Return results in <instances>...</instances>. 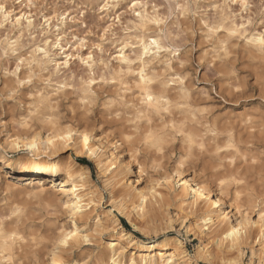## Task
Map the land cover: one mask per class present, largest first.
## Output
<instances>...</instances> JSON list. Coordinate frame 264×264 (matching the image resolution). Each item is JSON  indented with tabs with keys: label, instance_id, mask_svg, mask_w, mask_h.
Here are the masks:
<instances>
[{
	"label": "rangeland",
	"instance_id": "374dc122",
	"mask_svg": "<svg viewBox=\"0 0 264 264\" xmlns=\"http://www.w3.org/2000/svg\"><path fill=\"white\" fill-rule=\"evenodd\" d=\"M103 3L104 0H32V4L36 6L29 8V0H0V5L4 8V11H0V48L6 47L11 40L16 39V50L25 57V64L22 66L25 72L22 68V73L24 72L22 78L29 75L33 77L31 90H27V86L24 89L16 88V82L11 79L5 83L2 74L6 68L14 64V57L10 56L8 61L0 58V84L5 85L0 87V137L6 135L10 137L17 133L27 137H31V134H41L40 136L45 138L52 124L46 123L44 118L47 114H52V121L60 128L86 130L94 134L95 138L104 139L108 151L112 153L116 151L115 145L120 141L118 144H121L120 150H124V155L135 156V172L139 171L138 164L142 165V179L132 178L139 180V188H143L146 182L151 183L152 179L153 183L159 181L162 184L165 176L170 173L174 180V183L170 184L174 193L171 192V195H168L171 199V196L176 195L175 193H181L180 186H175L180 178L173 171L182 167L186 171L183 175L186 178L188 176L190 179L194 176L193 178L199 182H204V185L207 183V185L212 184L211 186L215 189L224 188L226 203L223 208L226 213L231 210L230 205L233 203V209L238 208V211L247 213V216L250 215V222H256L258 220L256 211L264 206V51H258L245 40L232 37L226 31L216 32L210 39L204 25L207 23L209 27L216 25L224 28L223 26L234 22L240 33L242 31L249 35L259 32L264 35V0H247L246 9L237 7L240 0H140L149 15L164 20V23L159 26L150 23L138 34L126 30L136 26L137 23V18L131 15L134 10L124 8L130 0L114 2L119 6L121 16L119 24L110 21L108 13H104L101 18L100 9ZM153 4L156 6V11H153L151 7ZM176 4L189 7L185 9L184 14L178 16ZM216 4L221 7L219 9L211 7ZM169 5L172 6L171 10L168 8ZM62 10H67L69 19L60 23V33L64 36L65 43L73 46L70 51L74 59L85 50L75 49L77 40L85 39L89 45H92L96 43L93 38L94 33L102 32L107 23L113 24L108 38L100 42L104 50L103 56H99L94 49H91L94 57L97 58L93 68L88 69L77 63L68 71L58 75L52 71L49 61H41L39 65L30 63L35 54L29 55V50L49 35L47 32L40 31V13L53 12L56 15ZM136 10H139V6ZM29 11L31 16L28 15ZM81 11H84L83 16L79 15ZM114 11L117 9H109V13ZM17 15L33 19L34 23L27 25L21 20L18 24L15 19ZM226 18L228 20H225ZM81 22L89 24V35L83 34ZM241 24L244 25L243 29L239 27ZM55 32L56 24L53 21L49 39L55 36ZM156 35L160 36L164 46L175 47L179 56L177 59L171 57L169 53L162 52L148 64L149 75L154 77L155 81L152 85L154 92L166 93L169 98L167 112L163 109L159 112L147 110L141 91L136 87L138 80L134 73L138 68L135 65L131 67V72L125 68L121 76L123 66L119 62L109 60L111 55H115V49L121 42L137 43L143 37L149 40ZM221 46L227 48V54L221 50ZM138 55L139 50L136 49L134 56ZM167 60L171 61V68L176 75L180 76L182 82L172 88L162 86L167 76L171 75L165 67ZM56 62L59 63V57H56ZM71 63L73 62L70 61ZM92 74H95L97 80L100 77L107 81L115 79L117 84L97 85L94 89L95 96L86 97L89 99V105H81L79 100L84 90L81 81H87ZM49 77L53 81V87L58 82L68 80L75 84L77 90L68 94L61 93L57 97L50 93L52 91L47 84ZM10 89L16 90L17 103L5 108L4 96ZM40 92L49 93L53 107L51 110L36 103L37 94ZM214 94L219 95L223 103H218ZM32 97L33 99H30ZM32 112H35V115L29 118ZM22 122H26L27 126L21 127ZM149 134L162 138V151L145 143ZM188 135H191L198 144L203 145V151L196 148L190 150L185 140ZM128 137L132 139L128 140ZM71 145L58 153V159L64 161L73 157L81 164L84 161L90 170L92 187L98 192L94 195L97 205L92 207V212H89L92 213L89 225L82 228L86 234H89L90 242L83 243V246L81 245V248L73 255L61 252L60 255L64 257V261L81 262L82 257L94 256L98 252L97 244L104 246L110 239L109 235L112 231L110 223L115 216L122 230L132 233L135 238L145 242L180 240L185 251L193 257V263L188 264H208L204 259L205 256L202 255H205L206 251L211 255L209 258L213 262H220V259L216 258L219 255L216 253V243L210 236L213 228L210 231L203 228L201 231L193 227L196 219L191 214V207L188 206L189 201L192 200L191 196L182 193L186 194L185 200H187L183 204L178 202V198V200L171 199L170 205L158 212V220L156 219L153 223H147L148 215L143 216L144 218L140 216L141 219L138 217V220L134 217V222L140 228L136 231L118 212L114 211L112 216L106 213L112 208L109 193L98 176L95 164L87 157L77 154ZM13 154L9 153L7 156L21 157L25 162L41 158L43 162L48 161L43 156L38 157L39 159L36 156L29 157L28 152L24 151L19 152L18 156ZM189 165H192L191 170ZM3 172L4 170L0 169V173ZM15 172L16 170H12L11 173L0 175V186H2L0 187V222H3L8 229L13 224L10 228L18 227L26 233L27 240L23 241L25 244L32 239L36 242L42 240L44 232L48 230L56 233L62 227H68L70 223L67 219L66 207L59 192L51 188L49 182H46L47 190L45 191L39 187L36 189V186H28L26 181L18 179ZM211 179L213 182H210ZM221 180L225 182L223 185L220 184ZM158 190L166 193L164 187H159ZM16 208L19 212L14 211ZM103 213L106 214L103 215ZM159 215H161L160 218ZM97 220L104 223L99 230L96 228ZM169 220L174 226L173 231L168 229ZM261 221L260 224L264 223V220ZM258 229L260 228H254L255 231ZM30 233H33V236H29ZM257 240L259 237L252 242L253 245H249L251 247L243 248L242 258L237 253L229 252V255L224 254L225 259L222 263L233 264L239 261L241 264H261L264 262V240L260 239L261 244H257ZM226 244L228 242L224 241V246ZM28 249L30 252L26 254ZM28 249H19L21 256L15 258L12 264H48L46 262L48 252H45V256H37L31 252L35 247Z\"/></svg>",
	"mask_w": 264,
	"mask_h": 264
},
{
	"label": "bare ground",
	"instance_id": "6f19581e",
	"mask_svg": "<svg viewBox=\"0 0 264 264\" xmlns=\"http://www.w3.org/2000/svg\"><path fill=\"white\" fill-rule=\"evenodd\" d=\"M118 1L119 0H109V2H115V3ZM142 16H146L147 18L144 21V28L150 24L149 21L151 19H158L156 16L149 15L145 10L142 12ZM225 20H228V18H226ZM18 24H20V21H18ZM223 27L227 29L226 32L228 33L231 32L233 29L239 31L238 26L234 22L229 23L228 25H225ZM253 34L254 33L248 35L249 39L252 37ZM255 34L263 35L262 33L259 32H256ZM152 38L159 39L161 41L162 47H166L163 45L160 36L156 35L154 37H151L150 39ZM140 40H143L144 42L148 41L145 39V37L141 38ZM249 45L257 49L258 51H264V49H262L258 44L253 43ZM161 53L157 57H159ZM33 59H35V57ZM146 61L148 64L150 63V60H147V58ZM165 63L166 65L171 66L170 60H167ZM138 70L139 69H137V71ZM149 76L152 77L151 75ZM83 91H85V89ZM140 91L143 97V101L145 99V92L150 91L154 96L157 97L158 100H160V97L163 96L164 99H166L169 102V98L166 95V93L156 94L152 86H150L149 88H145V86L141 84ZM37 95H38L37 96L38 99L36 101L37 104L44 105L49 110L53 108L51 106L49 93H43V96L48 98L45 99L43 102H41V97L39 93ZM168 105L169 103L164 104L163 100H160V104H159L160 110H157V107L155 106L150 107L145 103L147 110H152L156 112L161 111L163 108L167 107ZM52 118H53L52 114H47V116L44 118V121H46V123L50 125L52 124L47 131L49 132V134L45 138L41 137L40 136L41 134L40 135L31 134V137H27V135L24 136L17 135L16 133L15 135L10 137H6L8 135L0 137V144L7 145V148L4 149L5 156H7L9 153L23 152V149L27 148L31 144H35L37 146V150L34 155L32 154L31 151L28 152L29 157L36 156L37 158L38 157L41 158V156H43L48 159L47 162L41 161L42 158L40 160L31 159L28 162L27 161L25 162L21 157H17V158L14 157L9 159L8 166L12 167V170H16L15 174L18 177V179L26 181L28 186L31 185L36 186V189L37 187H39L42 191H45L47 190L46 182H49L48 184L52 186L51 188L56 189L59 192V194L63 197L64 206L68 205V207L66 208V214L68 215L67 219L70 225H68V227H62L56 233L49 232L48 230L44 232V237L42 240L36 242L34 239H32L31 242L25 244L23 243V241L27 240L25 239L26 233H24L18 227L10 228L13 224L10 225V227L8 226L9 227L8 229L3 222H0V264H7L8 258H11L12 263L15 262V258L21 256L18 251L19 249L26 250L28 248H34V247L35 249L33 250L30 249L32 254L34 255L43 256L45 252H48V258H47L48 261H46L48 262V264H188L193 261V257H191L185 251L184 245L180 240L176 239L174 241L163 240L161 242H145L143 240L135 238L132 233L122 230L121 229L122 227L119 226L118 224L119 221L118 219H116L115 216L113 217L112 221L110 220L111 221L110 224L112 225L111 235H109L110 239L107 241L106 245L104 246L102 244H97L98 252L94 256L82 257L81 262L64 261L65 260L64 257L60 255L61 252H65L67 254L73 255L74 253H76L77 250H79V248H81V245L83 246V243H85L83 240L85 236H87L88 242H90L89 234H86V232L82 228L84 226L87 227V225H89V222L91 220L90 214H92L89 212H92L91 210L92 207L93 206L96 207L97 205V203L94 200L95 198L94 195L96 194V192H98L97 189L96 191L94 190L95 188L93 189L92 187L90 170L87 167V165L79 163L73 157H69L64 161L58 159V153L61 152V150L63 149L65 150V148L70 146V144H72L71 146L76 151L77 154L87 157L90 161H92L95 164L98 171V176L102 180L104 184V188L109 193V202L112 208L110 211L106 213L109 216H112L113 215L112 213L114 211L118 212L128 221V223L136 231L140 230V228L134 222L133 220L134 217L138 220V217L141 216L142 218H144L143 216L146 217V215H148L147 217L149 221L147 223L155 222L158 217V212L162 208L165 207L167 208L170 205L171 199L175 200L178 198L180 200L179 201L177 199L178 202H181L183 204L185 201H187L185 200L186 194H188L187 196L192 197L191 189L193 185H196L200 189L201 196H205L206 200H202L200 197H197L195 201L191 200L188 203V206L191 207L192 209L191 214L194 215L196 219L195 220L196 222L193 224V227L201 231L203 228L208 231H210V229L213 228L211 229L210 236H212L214 243H216L217 246L216 253L219 254L218 257L216 256V258L220 259L221 262V263L219 262L220 264H224L222 263V260L224 261L225 259L224 256L229 252L237 253L239 256H241L240 258H242L243 248L246 246L251 247L249 245H253L252 242H255L254 240L256 237H259V240L260 239L264 240V223L260 224L262 222L261 219L258 218L256 222L251 223L250 222L251 219L249 218L250 215L248 214L249 216H247V213L245 214L240 210L238 211L237 210L238 208L233 209L232 207L234 206L233 203L232 205H230V209H231L230 211H228L227 213L224 211L223 206L224 203H226L225 202L226 196H224L225 194H223L224 188L221 190V189H215L214 186H211L212 184L207 185L206 183V185H204L203 184L204 182L203 183L199 182V180L193 178L194 176L190 179L188 178V176L186 178V176H183L186 171L183 170L182 167H178L173 171L176 172V176L180 178V180L175 183V186L178 185L180 186L179 188L181 190V193L180 192L175 193L176 195L171 196V199L169 198V196L171 195L170 194L171 192L174 193V190L171 188L170 184H173L174 180H173V175H170V173L169 175L168 174L166 175V173L164 174L166 176L165 178L163 177L164 183L162 184H160L159 181H157L156 178L153 177L157 181V182L155 181L156 183H153V179H152L151 183H149L150 181L146 182L143 188H139L138 187L139 180L136 179L134 180L132 178L133 177H137L138 179L141 178V175L143 173L142 165L138 164L137 166V163H135L139 169L138 172H135L136 169V168L134 169L135 156H130V155L125 156L124 150H120L121 144H118L120 141L117 142V145H115L116 148L114 147L115 148L114 150L118 152L115 153L116 152L115 151L112 153V151H108V148L106 146L107 143H105L104 139H101L100 137H99L100 139H97L93 136L94 134L92 135V133L83 129L81 131L76 130L77 128L71 129L66 127V129H62L63 127L60 128L59 126L54 124ZM49 119H51V123H49ZM42 126L43 125H41V127ZM69 130H71L70 135H69ZM149 137H151L153 139V142L158 146L154 148L161 149L162 138L155 137L153 134H149L146 137V139ZM49 140L52 141L50 145L48 144ZM16 145L20 146L19 151L15 147ZM147 145L153 147L152 144L147 143ZM128 151L127 154H129ZM0 158L4 159V156H0ZM136 160L139 159L136 158ZM213 179L209 181L213 182ZM159 187H164L166 189V193L160 192L158 190ZM157 193L159 195H157ZM182 193L183 194L186 193V194L183 195ZM74 208L76 210H73ZM81 208H83V212L79 211V209ZM138 209L140 210L138 211ZM14 211L19 212V209L16 208L14 209ZM140 211L141 213H139ZM105 214L103 213V215ZM167 215H169V213ZM160 216L161 215H159V218ZM17 219L19 220L20 218ZM108 220H106V222ZM183 220H185V218ZM206 220L209 222L208 224L204 223ZM241 223L244 226L246 235L241 239L240 243L237 244L235 247H233L231 243L228 241H227L228 244L224 246V241H225L224 236L226 235L227 231H230L231 228L234 226H239ZM48 224L49 223H47V225ZM103 224L101 221L97 220L96 228L99 230V228L104 226ZM181 224L183 225L184 223L182 222ZM200 224L201 225L203 224V226H200ZM255 226L257 228H260L257 230V231L260 230L259 232L254 230V228L256 229ZM107 227L109 228L108 225ZM168 229H170L171 231L174 230V226L172 225L171 221L168 223ZM40 230L42 229L40 228ZM73 230L78 231L80 233V236L76 239V241L69 242V245L65 247L61 243V241L62 239H65L68 235H70ZM13 234H15L16 237L15 240L9 238ZM29 236H33V233H30ZM28 251L29 249L27 250L26 254H28ZM202 251L204 253L205 249ZM208 253L209 252L206 251L205 255L202 254L203 256H205L204 259L206 260V262L208 264H219L213 262L209 258V256L211 255H209ZM233 264H241V263L238 261Z\"/></svg>",
	"mask_w": 264,
	"mask_h": 264
},
{
	"label": "snow or ice",
	"instance_id": "6c2138e0",
	"mask_svg": "<svg viewBox=\"0 0 264 264\" xmlns=\"http://www.w3.org/2000/svg\"><path fill=\"white\" fill-rule=\"evenodd\" d=\"M36 5L32 4V0H29V8L35 7ZM139 6V10H136ZM153 11H156L155 4L151 5ZM189 7L187 5H181L176 4L175 8L177 10V15H182L185 12V9ZM211 7L219 9L221 5L216 4L212 5ZM238 8L246 9L248 7L247 0H240V3L237 5ZM117 9V11L110 12L109 9ZM125 10L131 8L134 11L131 13L132 16L137 18V24L136 26H133L131 28H127V31L139 33L144 28V21L147 19L146 16H142V11L145 8V5L140 3V0H130V3L124 6ZM169 10H171L172 6H168ZM0 11H4V8L2 5H0ZM103 14L108 13V19L110 21H113L115 24H119L121 21V16L119 14V6L116 5L114 2H109V0H104L103 6L100 9ZM195 15V13H192ZM29 16H31V11H29ZM80 16L84 15V11H81L79 13ZM51 17V18H50ZM17 21L23 20V22L27 25H32L34 23L33 19L22 17L20 15H17L15 17ZM69 19V13L67 10H62L60 13L54 15L53 12L48 13H40V31L47 32L49 35L51 34V26L53 25V21H55L56 24V32L55 36L52 39H49V35L45 36L41 43L38 45H35L33 48L29 50V55L35 54V59H33L30 63L31 64H38L41 61H49L52 65V71L55 74H61L62 72L68 71L71 67H74L75 64H82L84 67L91 69L93 68L94 64L96 63V57L93 55V51L91 49H94L99 56H103V48L100 46V42L103 40H106L109 35L110 29H112L113 24L107 23L105 24L103 31L99 33H94L93 38L96 40V43L89 45L88 41L85 39H79L77 40L76 44L74 45L75 49H85L82 53L75 56V59L73 55L71 54V49L73 46H69L65 43L64 36L60 33L59 25L62 21H66ZM152 25L159 26L161 23H164V20L162 19H151L149 21ZM249 23L251 21L249 20ZM80 27L83 29L84 35H89V24H85L83 22L80 23ZM178 27V26H177ZM204 27L208 30L209 38L211 39L212 35H214L216 32H222L227 31V29H224L222 27L213 25L212 27H209L207 23H205ZM241 29L244 28V25L241 24L239 26ZM232 37L240 38L245 40L246 43L249 44H258L262 49H264V35H256L255 33L252 35V37L249 39L248 34L246 32L240 33V31H237L236 29H233L231 32L228 33ZM64 42V43H62ZM138 49L139 55L134 56V51ZM221 50L227 54V48L225 46H221ZM161 52L169 53L171 57H176L179 59L178 53L176 52V49L174 47H162L161 41L157 38L149 39L147 42H144L143 40L138 41L137 43H132L131 41L128 42H121L120 46L115 49V55H111L109 57V60L111 62H119L120 65H122L121 73L122 76L124 73V69L127 68L129 72H131V67L135 65L139 70L134 73V76L139 81V83L136 85L137 89H140L141 84L145 86V88H149L150 86L154 85L155 81L154 78L149 76V70L148 69V63L147 60H152L153 58H156ZM127 53V54H126ZM14 57V64L6 68L3 72V76L5 78V83L8 79H11L12 81L16 82V88L24 89L25 86H27V90H31L33 85V77L32 75L27 76L26 78H22V74L25 72V69L22 67L25 64V57L21 56L17 50H16V39L11 40L6 47L0 48V58H2L5 61H8L9 57ZM56 57H59V63L56 62ZM131 57V58H130ZM70 61L73 63L70 64ZM103 61L101 60V63ZM181 67V65H178ZM167 70L171 73V75L167 76L166 80L163 82L162 86L167 88L174 87L177 83H182L180 81V76L176 75V73L173 71L170 65L165 66ZM22 68L24 69V72L22 73ZM73 81L75 80V76L72 77ZM104 83H111L112 85H116L117 81L115 79L111 81H107L103 77H100L99 80L95 78V74L90 75L89 79L87 81H81V86L85 91L82 92L80 96L79 103L81 105H89V99L86 98L89 95L95 96V87L100 84ZM47 84L50 88V90L53 92L54 95L57 97L60 96L61 93L68 94L75 92L77 89L75 87L74 83H70L68 80H64L63 82H58L55 84V87H53V81L51 80V77H49ZM4 84H0V87H4ZM16 90L10 89L4 96L5 100V108L10 107L12 104L17 103L15 97H16ZM41 97V102H43L45 99H48L47 97L43 96V93H39ZM215 95V94H214ZM30 99H33L30 98ZM215 99L218 103H223L219 95H215ZM160 100H163L164 104H168L169 102L164 99L163 96L160 97ZM160 100L157 99L156 96H154L150 91L145 92V99L143 103H146L147 105L155 106L157 107V110H160L159 104ZM163 111L167 112L168 109L165 107L163 108ZM32 115H35V112L30 113V117ZM141 115H143L141 113ZM7 118V117H5ZM49 123H51V119H49ZM27 123L22 122L21 127H26ZM71 134V130H69V135ZM180 135L184 136L183 133H180ZM86 139V138H85ZM128 140H131V137L127 138ZM186 142L190 146V150L192 148L199 149L200 151H203V145L198 144L197 141L191 137L186 136L185 137ZM52 143L51 140L48 141V144L50 145ZM145 143L152 144L153 147H158L151 137L147 138ZM18 151L20 150V146H15ZM7 148V145L0 144V156H4V159L0 160V169H3L4 172L0 173V175L8 174L12 172V167L8 166L9 159L13 158L10 156H5L4 149ZM37 150V146L35 144H31L27 148H24L23 151L25 153L31 151L34 155ZM162 151V149H158ZM17 153H14L13 155H17ZM192 165H189V170H191ZM194 174V173H192ZM191 178V177H190ZM225 182L223 180L220 181V184L223 185ZM2 187V186H0ZM192 201H195L197 197H200L202 200H206L205 196H201L200 189L193 185L192 189ZM157 195H159L157 193ZM162 198V197H161ZM67 208L68 205H65ZM73 210H76L75 208ZM79 211L83 212V208L79 209ZM256 216L264 220V206L260 207L256 211ZM123 219V217H121ZM205 224H208L209 222L206 220L204 222ZM246 235V231L244 229L243 224L241 223L239 226H234L231 228L230 231H227L226 235L224 236V240L231 243L233 247H235L237 244L240 243L241 239ZM80 236V233L78 231L73 230L70 235H68L65 239H62L61 243L67 247L69 245V242H74L76 239ZM12 240H15V234H13L11 237H9ZM84 242L87 243L88 239L87 236L83 238ZM261 240H257V244H261ZM7 255V254H4ZM7 264H12L11 260L8 258ZM261 264H264V262H261Z\"/></svg>",
	"mask_w": 264,
	"mask_h": 264
},
{
	"label": "clouds",
	"instance_id": "9594fccd",
	"mask_svg": "<svg viewBox=\"0 0 264 264\" xmlns=\"http://www.w3.org/2000/svg\"><path fill=\"white\" fill-rule=\"evenodd\" d=\"M181 67H183V65H181ZM11 260V258H9Z\"/></svg>",
	"mask_w": 264,
	"mask_h": 264
},
{
	"label": "trees",
	"instance_id": "16d2710c",
	"mask_svg": "<svg viewBox=\"0 0 264 264\" xmlns=\"http://www.w3.org/2000/svg\"><path fill=\"white\" fill-rule=\"evenodd\" d=\"M82 163H83V164H85V162H84V161H82Z\"/></svg>",
	"mask_w": 264,
	"mask_h": 264
}]
</instances>
